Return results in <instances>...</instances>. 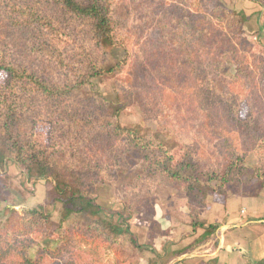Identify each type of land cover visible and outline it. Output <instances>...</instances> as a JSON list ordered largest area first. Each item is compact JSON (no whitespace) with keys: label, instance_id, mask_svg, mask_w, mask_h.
<instances>
[{"label":"trees","instance_id":"obj_1","mask_svg":"<svg viewBox=\"0 0 264 264\" xmlns=\"http://www.w3.org/2000/svg\"><path fill=\"white\" fill-rule=\"evenodd\" d=\"M206 3L0 0V169L13 162L29 178L49 177L63 203L57 222L39 208L6 206L0 264H42L47 254L60 264H97L64 259L76 242L104 245L124 262L127 244L138 247L130 226L105 218L93 195L131 151L142 159L126 186L133 200L159 184L177 185L197 205L236 183H255L252 195L264 186V51L247 53L244 14ZM134 34L146 38L150 72L175 91L147 115L179 146L176 161L154 131L120 125L123 102L82 93L92 79L119 73L113 48L127 51ZM228 64L235 70L226 76ZM39 123L47 125L46 142Z\"/></svg>","mask_w":264,"mask_h":264},{"label":"rangeland","instance_id":"obj_2","mask_svg":"<svg viewBox=\"0 0 264 264\" xmlns=\"http://www.w3.org/2000/svg\"><path fill=\"white\" fill-rule=\"evenodd\" d=\"M206 2L205 9L208 10L220 6L244 14L246 21L241 31L249 45L247 53L264 51V0ZM144 36L137 37L134 34L127 51L114 47L115 58L123 62L119 73L92 79L90 85L83 87L82 93L96 90L111 99L112 103L118 100L123 102L118 117L120 125L140 132L154 131L164 145L172 149L176 161L181 155L179 146H175L172 138L158 126L154 117L147 115L156 111L157 104L169 100L167 95H173L175 91L150 72ZM139 64L144 65L141 71ZM234 70L235 65L228 64L226 76ZM262 88L264 85L260 84L259 89ZM180 98L183 115L185 101L183 95H179ZM245 112L246 106L242 104V115ZM182 118L187 119L185 115ZM36 132L39 140L46 142L47 125L39 123ZM247 157L249 163L254 161L250 151ZM126 161V165L117 170L114 179L97 184L93 197L109 221L125 219L138 247L127 244V259L120 262L117 252L104 245L76 242L71 252L65 253V260H93L97 264H233L236 253L232 252L225 255L229 262L223 259L224 255L210 260V255L221 246L222 238L237 242L236 246L243 248L239 250L243 252V259L240 262L236 260L239 264H251L264 258V186L252 195L249 192L255 183L248 186L236 183L227 188L225 195L208 194L204 203L197 205L188 202L177 185L159 184L151 189L150 195L133 200L126 186L139 169L142 159L137 152L131 151L127 153ZM6 206L18 213L27 208H39L49 214L53 222H57L61 218L63 203L52 189L49 177L29 178L13 162H8L4 169H0V222L5 218ZM194 219L202 221L203 227L193 226ZM231 219L237 226L227 229L226 226L233 223ZM257 219L263 222H257ZM69 220L70 217L64 223ZM209 225H216L217 229L206 233L205 227ZM247 248L253 252L248 254ZM177 251L181 253L176 254ZM60 263V259L47 254L42 264Z\"/></svg>","mask_w":264,"mask_h":264},{"label":"crops","instance_id":"obj_3","mask_svg":"<svg viewBox=\"0 0 264 264\" xmlns=\"http://www.w3.org/2000/svg\"><path fill=\"white\" fill-rule=\"evenodd\" d=\"M262 25H263V23L261 24V27H262ZM259 34V33H258ZM245 199H243V201H244ZM247 200V199H246ZM235 219V218H234ZM241 219L243 220V218L241 217ZM251 220H255V219H251ZM231 221L233 222L231 225H229V226H226V228L227 229H229L230 227H233V226H237V224H235V221L234 220H232L231 219ZM248 221V220H247ZM260 221H262L263 222V220H258L257 219V222H260ZM238 243L237 242H230V241H227V239L226 238H222V241H221V246H219L218 248H217V250L212 254V255H210V256H212L211 257V259L210 260H216L217 259V256L219 257L220 255H229V254H231V252L232 253H236V255H235V260H234V262H233V264H239V262H240V260H242L243 259V256H241V254L243 255V252H241V251H239L240 249H243L242 247H237L236 245H237ZM224 246H226V248H224ZM231 248V249H229V248ZM222 248H224V249H222ZM222 249V250H221ZM244 250H246V248L244 249ZM243 250V251H244ZM247 252H248V254H251L252 252H253V250H249V248H247ZM220 258V257H219ZM209 259V258H208ZM223 259L224 260H226V261H230V260H228L227 259V257L225 256V257H223ZM236 260H239V262H237ZM231 264V263H230Z\"/></svg>","mask_w":264,"mask_h":264}]
</instances>
